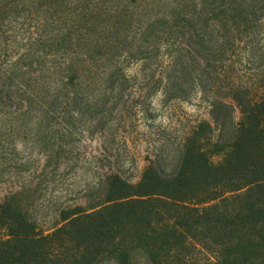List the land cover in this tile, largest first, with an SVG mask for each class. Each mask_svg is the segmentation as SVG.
<instances>
[{"label": "trees", "instance_id": "1", "mask_svg": "<svg viewBox=\"0 0 264 264\" xmlns=\"http://www.w3.org/2000/svg\"><path fill=\"white\" fill-rule=\"evenodd\" d=\"M0 264H264V0H0Z\"/></svg>", "mask_w": 264, "mask_h": 264}, {"label": "rangeland", "instance_id": "2", "mask_svg": "<svg viewBox=\"0 0 264 264\" xmlns=\"http://www.w3.org/2000/svg\"><path fill=\"white\" fill-rule=\"evenodd\" d=\"M137 67L131 66L128 69L129 73L136 72ZM152 110L154 111L153 123L154 127L149 130L144 126L143 122L138 127V146L135 149V162L126 161L123 165V175L129 179L130 182H136L145 165L143 160L147 148L145 140L149 136L151 140H156L161 135L169 139H177L183 133L195 126L198 121L208 119L207 106L197 97L193 96L186 101H173L168 104L160 103V96L156 95L151 101ZM218 158L215 159L217 161ZM77 184L76 186H78Z\"/></svg>", "mask_w": 264, "mask_h": 264}]
</instances>
